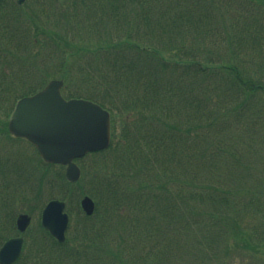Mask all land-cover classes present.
Here are the masks:
<instances>
[{"label":"trees","instance_id":"16d2710c","mask_svg":"<svg viewBox=\"0 0 264 264\" xmlns=\"http://www.w3.org/2000/svg\"><path fill=\"white\" fill-rule=\"evenodd\" d=\"M18 68L27 79L9 84ZM52 78L114 116L115 142L90 160L120 217L103 230L81 215L64 243L39 227L16 264H264V0H0L11 204L76 194L7 129L15 101Z\"/></svg>","mask_w":264,"mask_h":264},{"label":"water","instance_id":"95a60500","mask_svg":"<svg viewBox=\"0 0 264 264\" xmlns=\"http://www.w3.org/2000/svg\"><path fill=\"white\" fill-rule=\"evenodd\" d=\"M61 86V81L53 80L39 93L20 99L9 119V129L35 145L46 161L68 163L66 175L75 180L79 168L72 163L73 157L108 145L109 115L92 102L64 99ZM82 205L87 213L93 212L94 203L89 197L83 199ZM64 207L61 201H50L42 215V224L60 241L64 240L68 225ZM29 222L27 215H20L18 228L25 230ZM22 242V238L7 241L0 250V261L4 264L14 261Z\"/></svg>","mask_w":264,"mask_h":264},{"label":"rangeland","instance_id":"374dc122","mask_svg":"<svg viewBox=\"0 0 264 264\" xmlns=\"http://www.w3.org/2000/svg\"><path fill=\"white\" fill-rule=\"evenodd\" d=\"M14 1H16V0H14ZM32 1H34V0H26V2H29L30 4L32 3ZM19 69V68H18ZM19 71H21V72H23V74L22 73H15V74H13L14 76H11L10 78H9V84H20V83H22L24 80H26L27 79V75L24 73V71L23 70H20L19 69ZM100 86H102V85H100ZM124 112V111H123ZM125 113V115L127 116V112H124ZM125 116V117H126ZM134 120H135V118H132V119H130L129 120V122L128 123H130L129 125H130V127L134 130L135 129V125H134ZM23 143H25V142H23V141H21L20 140V145L22 144L23 145V147H25V152H32L33 151V148L30 146H28V145H24ZM6 147H10L9 145L7 146V145H5V142H4V140L3 139H1L0 140V149L2 150V149H6ZM22 148V147H21ZM28 148V149H27ZM0 150V151H1ZM20 150V146L19 145H16L15 144V146H14V148H13V152H16V153H18V152H20L19 151ZM6 152H8V148L6 149ZM24 152V153H25ZM4 158V156H2L1 155V153H0V159H3ZM2 172V171H1ZM3 173V172H2ZM3 175V177L4 178H6L8 181L9 180H12V176H9V175H7V176H5L4 174H2ZM3 177L2 176H0V181H1V179H3ZM102 177H107V176H102ZM90 178V177H89ZM97 178H99V177H97ZM94 180L92 179V178H90V182H93ZM99 181V180H98ZM98 181H94L93 182V186L91 185V184H89V182H88V178H85V179H83V181H82V186H83V188L85 189V191L87 192V194H89L90 196H92L94 199H95V201L97 200V199H103V201H104V199L105 198H107V195H105V194H103V191H106V189H105V185H102L101 187H100V184H101V182L99 183ZM105 181H106V179H105ZM98 184V185H97ZM92 188H93V190H94V193H96L95 195H92L90 192H91V190H92ZM100 191V192H99ZM102 191V192H101ZM0 192H2V191H0ZM46 193H49V192H46ZM2 195V193H0V212L5 208V206H9V202L8 201H6V199H4L3 200V195ZM46 197V196H50V197H58L59 196V191L56 189L55 190V193H53L52 195H50V194H43L42 195V197H41V199L40 200H36L34 203L32 202V204H31V206H33L34 204L35 205H38V206H40L41 205V203L42 202H44L45 201V198L44 197ZM73 197L74 196H72L71 198H70V200H72L73 199ZM77 197L78 196H75V200H77ZM27 198H28V195H27ZM18 202H20V199L18 198ZM31 206H30V208H31ZM19 208H20V210H18V213L19 212H23V211H25L24 209H21V206H18ZM25 209H26V211L27 212H30L29 210H28V208L27 207H25ZM37 211H35V213H36ZM32 213V212H31ZM103 218V221L102 222H100L99 223V225L97 224V221L99 220V219H102ZM117 218H119V211L118 210H116V211H111V210H109L108 212H106L104 215H102V216H98L97 218H95L93 221H91L92 223H93V226L94 227H99V228H101V229H103V230H108V228H109V230H113L114 228H115V226H116V223H117ZM81 218H79L78 217V215H76L75 216V220H80ZM33 220H34V217H33ZM39 220V219H38ZM73 228H75V227H73ZM30 235L31 236H33V238H35V239H39L40 238V233L38 232V231H32V232H30ZM3 237V235H2V232L0 231V239ZM29 256H30V252H29Z\"/></svg>","mask_w":264,"mask_h":264}]
</instances>
